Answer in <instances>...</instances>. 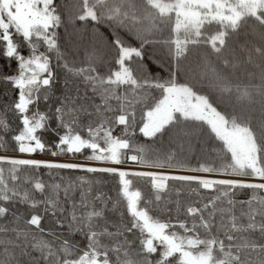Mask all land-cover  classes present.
<instances>
[{"label":"snow or ice","instance_id":"6c2138e0","mask_svg":"<svg viewBox=\"0 0 264 264\" xmlns=\"http://www.w3.org/2000/svg\"><path fill=\"white\" fill-rule=\"evenodd\" d=\"M0 264H264V0H0Z\"/></svg>","mask_w":264,"mask_h":264},{"label":"rangeland","instance_id":"374dc122","mask_svg":"<svg viewBox=\"0 0 264 264\" xmlns=\"http://www.w3.org/2000/svg\"><path fill=\"white\" fill-rule=\"evenodd\" d=\"M10 115V114H9ZM41 155V154H40ZM59 159H65V160H68V159H79V157H71V156H59L57 157Z\"/></svg>","mask_w":264,"mask_h":264},{"label":"trees","instance_id":"16d2710c","mask_svg":"<svg viewBox=\"0 0 264 264\" xmlns=\"http://www.w3.org/2000/svg\"><path fill=\"white\" fill-rule=\"evenodd\" d=\"M11 115V114H10ZM41 155H43V154H41ZM67 174H69V175H76V173H67Z\"/></svg>","mask_w":264,"mask_h":264}]
</instances>
